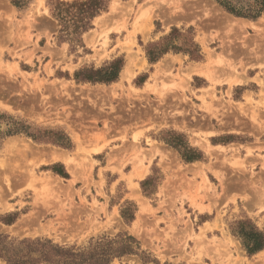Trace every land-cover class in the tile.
Returning a JSON list of instances; mask_svg holds the SVG:
<instances>
[{
  "label": "rangeland",
  "instance_id": "rangeland-1",
  "mask_svg": "<svg viewBox=\"0 0 264 264\" xmlns=\"http://www.w3.org/2000/svg\"><path fill=\"white\" fill-rule=\"evenodd\" d=\"M84 1L0 0V264L24 240L89 252L125 234L136 252L110 264H264L238 236L264 233V13L99 0L89 21ZM116 1L132 7L111 16ZM154 43L173 49L152 63ZM116 60L112 83L76 78Z\"/></svg>",
  "mask_w": 264,
  "mask_h": 264
},
{
  "label": "trees",
  "instance_id": "trees-1",
  "mask_svg": "<svg viewBox=\"0 0 264 264\" xmlns=\"http://www.w3.org/2000/svg\"><path fill=\"white\" fill-rule=\"evenodd\" d=\"M226 12L236 16L247 19L256 20L264 13V0H214ZM60 4H64L63 2ZM70 7L78 5L74 2L71 4L66 3ZM81 5H88L85 11V18L94 19L103 7L99 0H88L81 3ZM90 23H83L78 27L79 32L83 33L89 29ZM177 31L176 29L174 32ZM61 32H63L61 30ZM164 43H154L148 48L147 54L149 61L152 63L157 62L162 55L168 52L173 47H163ZM190 47L197 45L189 41ZM175 48V47H174ZM196 59H200V55L192 53ZM122 60H116L108 67H104L97 71H86L83 77L76 74L79 82H93V83H112L118 79V75L122 69ZM81 77V78H80ZM35 140L44 142L45 138H35ZM66 176V175H65ZM134 212V211H133ZM127 212L122 211V217L128 221L134 219V214L128 217ZM240 231L238 236L242 239L244 246L249 255H254L264 249V233L257 231L247 221L239 222ZM123 236V235H120ZM125 239L122 242L108 241L107 246L102 251H89V252H75L72 248H65L59 245H54L51 241L42 243L39 241L24 240L23 244L31 243L27 246L26 260L23 258L11 259L8 258L9 264H110L116 257H123L125 255L135 254L136 249L134 244L137 241L128 235H124ZM37 254V256H34Z\"/></svg>",
  "mask_w": 264,
  "mask_h": 264
},
{
  "label": "bare ground",
  "instance_id": "bare-ground-1",
  "mask_svg": "<svg viewBox=\"0 0 264 264\" xmlns=\"http://www.w3.org/2000/svg\"><path fill=\"white\" fill-rule=\"evenodd\" d=\"M131 4H132V2H131ZM131 7H132V5H130V6H125V7H122V5L119 3L118 4V2L116 1V3L113 5V7H112V11H111V16H115V15H117V14H119L120 15V17H122V15L121 14H125L126 12H129V9H131ZM143 11V10H142ZM141 12V11H140ZM113 14V15H112ZM140 14V13H139ZM110 16V15H109ZM125 16V15H124ZM108 17V16H107ZM117 17V16H116ZM119 17V18H120ZM114 18V17H113ZM106 20V19H105ZM105 20H100V23H101V21H105ZM108 20H106V22H107ZM112 21V20H111ZM106 22H103L104 23V25L106 24ZM102 23V24H103ZM102 27V26H101ZM128 65V64H127ZM192 72V71H191ZM124 73V72H123ZM122 73V74H123ZM132 74H133V72H132V70H131V67H128L127 68V71L125 72V76L127 77V75H128V77H131L132 76ZM131 75V76H130ZM236 81H238V79L236 80ZM195 142H196V140H195ZM199 144V143H198ZM154 147V146H153ZM155 150V149H154ZM154 150H153V148H152V151L154 152ZM156 153V151L154 152V154ZM67 156V155H66ZM68 158V156L67 157H65L64 155H63V153L62 152H58V153H54L53 154V156H52V159L53 160H55V161H59V160H63V159H65L66 161L67 160H69V159H67Z\"/></svg>",
  "mask_w": 264,
  "mask_h": 264
},
{
  "label": "crops",
  "instance_id": "crops-1",
  "mask_svg": "<svg viewBox=\"0 0 264 264\" xmlns=\"http://www.w3.org/2000/svg\"><path fill=\"white\" fill-rule=\"evenodd\" d=\"M215 147H224V146H222V145H218V146H215Z\"/></svg>",
  "mask_w": 264,
  "mask_h": 264
}]
</instances>
